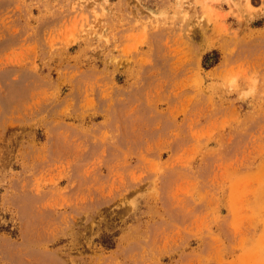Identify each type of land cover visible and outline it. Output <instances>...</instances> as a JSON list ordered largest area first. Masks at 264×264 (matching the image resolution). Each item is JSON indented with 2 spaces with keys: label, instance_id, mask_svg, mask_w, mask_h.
I'll return each mask as SVG.
<instances>
[{
  "label": "rangeland",
  "instance_id": "1",
  "mask_svg": "<svg viewBox=\"0 0 264 264\" xmlns=\"http://www.w3.org/2000/svg\"><path fill=\"white\" fill-rule=\"evenodd\" d=\"M0 264H264V0H0Z\"/></svg>",
  "mask_w": 264,
  "mask_h": 264
}]
</instances>
